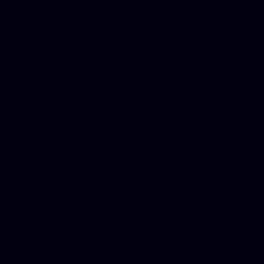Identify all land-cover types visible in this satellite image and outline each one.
Returning <instances> with one entry per match:
<instances>
[{
	"label": "water",
	"instance_id": "95a60500",
	"mask_svg": "<svg viewBox=\"0 0 264 264\" xmlns=\"http://www.w3.org/2000/svg\"><path fill=\"white\" fill-rule=\"evenodd\" d=\"M0 264H264V0H0Z\"/></svg>",
	"mask_w": 264,
	"mask_h": 264
}]
</instances>
